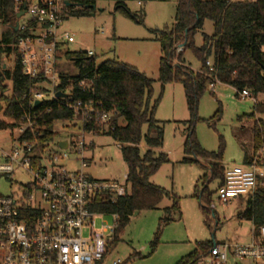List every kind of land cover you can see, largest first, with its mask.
<instances>
[{"label":"trees","instance_id":"1","mask_svg":"<svg viewBox=\"0 0 264 264\" xmlns=\"http://www.w3.org/2000/svg\"><path fill=\"white\" fill-rule=\"evenodd\" d=\"M72 5L66 12L75 16H84L93 12V5L102 0H67ZM115 2V11L142 23V16L131 13L127 2L170 1V0H107ZM65 12V13H66ZM14 0H0V24L5 30L0 36V90L11 83V95L0 94V112L10 118V122L0 121V130L14 129L19 126L22 114L28 110L41 113L36 132L38 141H56L58 137L54 125L60 121L71 119V113L61 104L60 100L45 101L35 108H30L24 95L33 88L37 80H30L21 71L17 40L20 31L14 29L18 21ZM205 21L213 25L211 34L204 33ZM152 39L161 47L159 58L158 81L161 90L168 83H180L183 87L187 109L190 118L183 123L187 125V136L183 151L185 155H193L209 161V176L199 178L195 185V196L201 204L205 225L212 230L208 205L212 202L214 191L209 190L206 182L216 180L218 186L223 181L225 167L221 164L224 142L219 140L218 151H206L197 142L194 135L197 117L198 99L208 89L210 83L231 86L238 92L247 89L256 97L264 94V0H176L173 24L162 29H150ZM201 34L200 45L195 43V35ZM179 52L176 46L183 44ZM190 51L200 66L193 70L186 62L185 53ZM14 54L12 68L3 67L2 56ZM256 54V57H255ZM64 55L78 69L76 76L59 73L62 84L72 82L74 99L91 102L94 107L111 113L106 131L97 123L84 125L87 133L106 134L120 144V152L126 165V181L129 186L126 194L111 199L99 196L93 204L96 211L117 215L114 231V241L136 211L153 210L164 198L171 201L169 207L163 209L164 215L160 224H168L174 216L180 217L178 197L171 191L153 184L150 181L159 168L169 162L168 155L160 151L163 145V122L155 118L156 108L161 99L152 100L154 81L136 68L118 61L105 59L96 65V56L86 51L65 50ZM209 63V64H208ZM80 80H85L84 88L78 86ZM213 93V91H210ZM49 111L47 112V109ZM220 112V109L216 115ZM264 113V103L257 100L253 112L244 114L241 118L252 119L251 150L244 154L245 165L253 159L262 160L264 164V121L256 114ZM119 120H124L121 125ZM146 128L145 132L143 128ZM18 140H32V135L26 131L17 136ZM144 142L145 149L140 143ZM184 157L183 163H199L191 157ZM1 195V194H0ZM249 219L253 225V235L257 236L259 226L264 225V185H257L253 195L246 200V209L240 214ZM219 221L215 223L217 227ZM152 243L154 248L157 235ZM214 240L197 243V247L181 257L174 264H198L213 246ZM217 243V242H215Z\"/></svg>","mask_w":264,"mask_h":264},{"label":"rangeland","instance_id":"2","mask_svg":"<svg viewBox=\"0 0 264 264\" xmlns=\"http://www.w3.org/2000/svg\"><path fill=\"white\" fill-rule=\"evenodd\" d=\"M129 11L142 16L139 23L119 11H115V2L102 0L96 3V9L84 16L64 13L61 30L74 35V41L68 43L58 54V70L67 76H76L77 66L64 55V51H86L96 56V65L105 59L118 61L136 68L154 81L152 100L162 93L157 105L155 118L163 122V145L161 151L168 155L169 162L163 164L151 176L150 181L162 188L173 192L179 200L180 217L175 215L168 224H160L164 215L163 209L169 207L170 199L164 198L156 209L144 210L133 215L120 232L116 243L109 244L108 252L100 264H113L119 260L121 264H174L197 247V243L208 240L220 242L248 243L251 239L253 225L249 219L240 214L246 209L247 196L238 198L231 203L222 205L217 201L216 189L218 182H206L209 190L214 191L212 202L207 206L211 219L209 229L204 222L201 204L195 196V185L200 186L199 178L209 176V161L193 155H185L183 151L187 136V125L184 121L190 118L187 109L183 87L180 83H168L161 90L158 81L160 44L152 39L150 29L170 27L174 22L176 0L148 1L138 4L127 2ZM0 24V36L5 30ZM211 34L213 25L205 21L203 30ZM201 34L195 35L196 45L201 44ZM185 59L193 70L200 66L190 51L185 53ZM3 66L10 69L14 63V54L2 56ZM7 88L0 90L4 96L11 95V83L6 82ZM208 88L198 99L197 121L194 135L199 145L206 151H218L219 140L224 142L221 164L225 168L243 166L245 153L251 150V127L253 120L238 119L244 114L253 112L257 100L264 103V94L256 97L241 98L235 90L225 84H216L213 93ZM0 105L3 107L4 102ZM220 112L216 115L218 110ZM264 121V113L256 114ZM0 121L10 122L0 112ZM121 125L124 120H119ZM20 124V123H18ZM66 122H57L54 129L58 133L56 141L70 138L75 134L74 129H66ZM146 128H143L145 132ZM106 128L104 127V130ZM18 136V126L14 129L0 130V153L8 151L12 142ZM85 158L88 166L85 172L94 179L122 180L126 174V165L122 160L120 144L106 134L85 133ZM145 149L144 142L140 143ZM72 154V153H71ZM196 159L199 163H183L184 157ZM258 161L264 171V164ZM68 169L75 168L73 162H67ZM31 181V177L20 169L12 174H0V194L8 195L17 192L20 185ZM258 185H264V176ZM201 189V186L199 187ZM219 221L215 227L216 221ZM103 222L113 223L110 216L96 219L99 227ZM157 235V242L152 243ZM213 233V237L211 235ZM114 241V237H113ZM264 264V260H235L229 258L227 264Z\"/></svg>","mask_w":264,"mask_h":264},{"label":"built area","instance_id":"3","mask_svg":"<svg viewBox=\"0 0 264 264\" xmlns=\"http://www.w3.org/2000/svg\"><path fill=\"white\" fill-rule=\"evenodd\" d=\"M67 0H14L16 11L24 14L18 19L20 36L17 53L21 71L35 86L24 95L30 108L40 100H60L71 113L66 129L75 134L60 141H38L36 132L41 113L28 110L20 118L18 135L29 131L32 140L12 142L8 151L0 153V174H12L20 169L31 181L18 187L17 192L0 195V264H100L112 243L117 215L96 211L93 204L99 196L116 199L128 191L127 175L122 180L94 179L85 172L87 133L84 125L97 123L107 130L111 113L94 107L91 102L74 99L72 82L63 85L58 70V54L74 35L61 30ZM141 4V2H137ZM182 47L176 46L179 52ZM92 55L93 53L88 52ZM209 64V63H208ZM217 80L208 88L214 91ZM85 80L78 86L84 88ZM60 92L67 96L57 97ZM241 98L251 97L247 89L238 92ZM49 108L47 109V112ZM65 141L66 146H60ZM72 153V154H71ZM253 159L243 166L224 171L223 181L216 189L222 205L251 196L264 171ZM67 162L77 166L68 169ZM110 216L112 224L96 225L97 218ZM235 260H264V225L257 236L253 232L248 243H215L198 264H227ZM113 264H121L119 260Z\"/></svg>","mask_w":264,"mask_h":264},{"label":"water","instance_id":"4","mask_svg":"<svg viewBox=\"0 0 264 264\" xmlns=\"http://www.w3.org/2000/svg\"><path fill=\"white\" fill-rule=\"evenodd\" d=\"M65 4L67 5V6H69V5H72V3H70V2H68V1H65ZM24 9H25V5H23V8H22V10H20L19 12H17V14H16V17L19 19L20 18V16L22 15V14H24ZM93 9H96V6L95 5H93ZM17 28H18V21L15 23V26H14V29H15V31L17 30ZM179 47H184V43L183 44H180V45H178ZM255 57H256V54H255ZM56 96L57 97H61V96H67L66 94H62V93H60V92H57L56 93ZM41 104V101L40 100H36L35 101V103H34V106L35 107H37V106H39ZM60 146H66V142L65 141H62V142H60ZM138 214V211H136L135 213H134V215H137ZM211 235H212V237H213V233H211ZM213 245H215V241L213 242Z\"/></svg>","mask_w":264,"mask_h":264},{"label":"crops","instance_id":"5","mask_svg":"<svg viewBox=\"0 0 264 264\" xmlns=\"http://www.w3.org/2000/svg\"><path fill=\"white\" fill-rule=\"evenodd\" d=\"M137 3V2H136ZM3 67H5V66H3ZM160 151H161V149H160ZM233 264H238L237 262H234Z\"/></svg>","mask_w":264,"mask_h":264}]
</instances>
